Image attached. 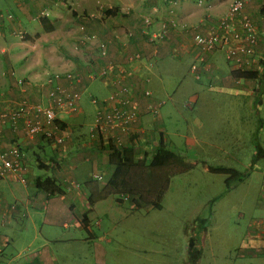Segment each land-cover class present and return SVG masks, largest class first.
<instances>
[{"label": "crops", "instance_id": "crops-1", "mask_svg": "<svg viewBox=\"0 0 264 264\" xmlns=\"http://www.w3.org/2000/svg\"><path fill=\"white\" fill-rule=\"evenodd\" d=\"M230 1L202 0L198 4L196 0H0L2 101L13 103L25 99L30 103L44 105L47 77L56 72H68L78 76L80 80L70 83L62 77L57 83L67 91H77L79 97L88 81L98 80L105 88L103 97L94 98L96 104L91 103L93 97L90 96V103L95 110L99 101L105 99L112 90V86L97 75L101 66L111 60L121 62L126 71H131L129 76L123 77V81L134 84L135 95L140 96L142 89L148 88L151 91V99L161 102L158 113L146 112L143 107L144 100L138 97V102L133 104L134 109L138 111L136 134L133 137L118 130L111 131L113 133L107 131L101 139L91 136L92 119L88 123V131H84L82 119L79 117L82 113L79 105L77 112L71 115L61 114L58 134L64 137V142L56 144L47 141L54 149L49 162L36 154V151L42 148L41 141L45 140L38 136L31 139L24 137V119H19L15 131L7 124L0 123V151L18 147L22 154L24 175H30L33 180V189L28 190L27 180L20 182L13 175L0 178V253L4 254L5 251L12 254L6 264H126V261L120 258V252L124 250L125 256L126 251H129L127 242L123 240V244H120L113 233L115 224H112V214L99 208V204L110 195L93 205L88 199L90 195L94 197L100 194L114 171V165L109 162V152L105 147L109 142L118 146L116 138H119L122 145L133 143L135 160L143 159L146 153V159H149L154 154L159 136H162L166 146V139L171 134L168 130L171 123L161 117L160 106L164 101L154 95L151 84L152 77L158 76L155 70H158L160 61L168 57H175L180 63L189 60L190 65H197L199 73L197 79L189 65L193 78L200 81L203 76L205 82L210 85L209 89L215 88L225 96L219 99L203 94L198 109L199 115L193 120L198 127H202L200 116H203L207 121L206 124L203 122V126L215 129L213 119L218 113L214 114L210 105L218 100H222L224 104H229V101L235 104L238 95L242 94L248 97L250 112L263 105L264 0H242V12L256 28L258 37L253 53L243 57L249 59L248 65L242 64L240 68L235 69L233 63L225 58L223 50L201 52L192 41L194 34L204 36L209 32L225 15ZM81 13L85 14L80 15ZM100 13L102 15L97 17ZM171 14L176 18L173 24L169 22ZM146 15L154 20L153 25L148 27L149 30H156L160 23L166 25V39L157 43L147 40L141 32L142 18ZM15 28L25 34L21 43L14 35ZM124 30H130L131 34H124ZM99 42L107 48L103 58L99 56ZM217 51L222 52L224 60L230 62V65L221 64ZM136 52H140L151 65L146 67L143 62H124L126 54ZM70 53L83 54L87 61L84 60L81 64L75 57L69 60L65 56ZM200 58L202 61H199ZM238 71L253 72V75L237 77L234 72ZM92 74L93 78L90 77ZM143 77L148 78V81L143 82ZM187 98L184 104L192 109L199 96L196 93ZM220 110L219 107L216 112ZM223 113L225 114L220 115H233L228 110ZM236 115L240 119V127L235 132L238 136L235 144L242 148L247 145L241 142L239 136L244 133L248 120L239 114ZM250 127L251 125L248 130ZM255 133L256 131L254 135ZM176 134H180L178 129ZM217 141L206 140L201 143L208 149L215 147L217 150H223ZM252 146L261 150L260 156H264L262 144H256L255 141ZM31 155L35 157L39 168L51 167L55 176L34 175L29 168L32 163ZM237 161L248 169L244 162L239 159ZM251 162L254 163V159H251ZM206 164L210 168L217 167L216 169L228 167L222 163ZM228 169L231 172L236 170L231 166ZM37 177L53 179L64 192L49 195L37 189ZM125 197L128 198L127 195ZM131 206L130 209L135 210L134 213L140 209L133 203ZM161 208L162 205L158 209ZM253 228H256V231L247 247L264 250V222L254 220ZM138 250L141 249L132 248L130 251L136 254Z\"/></svg>", "mask_w": 264, "mask_h": 264}, {"label": "rangeland", "instance_id": "rangeland-1", "mask_svg": "<svg viewBox=\"0 0 264 264\" xmlns=\"http://www.w3.org/2000/svg\"><path fill=\"white\" fill-rule=\"evenodd\" d=\"M96 9L98 11V7ZM14 35L20 43L25 39V34L18 28H15ZM217 56L223 66L230 65L224 60L221 51H217ZM65 57L69 60L75 57L81 64L87 61L83 54L70 53ZM189 65V60L180 63L175 57H168L158 64V70H155L158 76L152 77L151 84L154 95L164 101L160 106L161 117L171 123L168 128L171 134L166 139L167 149L193 163V168L169 176L168 187L161 199V209L142 205L134 213L135 210L130 209L129 199L121 194H111L99 204V208L112 214V224H115L113 233L120 244H123V240L127 242L129 251H126L125 256L124 250L120 252V258L126 264H264V250L247 247L256 231L253 221L264 222V156H260L261 150L252 146L256 141V144L264 147V101L263 105L250 112L245 95L239 94L235 104L230 101L224 104L218 100L210 105L212 112L218 113L213 119L215 129L203 126V122L207 123L203 116H200V128L193 120L199 115L203 94L219 99L225 96L215 88L209 89L210 85L203 76L200 81L195 80L189 72ZM105 93V88L98 80L88 81L82 90L78 105L82 110L79 117L84 131H88V123L95 112L90 96L100 98ZM196 93L199 98L191 109L184 101ZM219 107L221 110L216 112ZM227 110L233 115H220ZM236 114L248 120L244 133L239 136L241 142L247 145L242 148L235 144L238 138L235 132L240 127V119ZM177 129L180 134H176ZM216 139L223 150L215 147L208 149L201 143L206 140L214 142ZM41 147L36 154L49 162L54 149L47 140L41 141ZM31 158L29 168L34 175L55 176L51 167L39 168L35 157L31 155ZM151 158L152 155L146 159L147 162ZM237 159L244 162L248 169L240 165ZM251 159H254V163ZM206 162L231 166L239 177H235L228 167L210 168ZM24 178L28 181V190L33 189L31 176L26 174ZM119 198L123 201L117 202ZM191 238L193 243L190 245ZM132 248L141 250L132 254ZM3 253H0V264H6L12 257L10 252Z\"/></svg>", "mask_w": 264, "mask_h": 264}, {"label": "built area", "instance_id": "built-area-1", "mask_svg": "<svg viewBox=\"0 0 264 264\" xmlns=\"http://www.w3.org/2000/svg\"><path fill=\"white\" fill-rule=\"evenodd\" d=\"M201 2L202 0H196L198 4ZM175 19V15L171 14L170 24H173ZM153 23L152 17H143L142 34L152 43L166 39L168 37L166 25L160 23L156 30H149L148 27L152 26ZM130 32V30L123 31L126 35H130ZM192 41L201 52L215 49L223 50L225 58L233 63L235 69H238L242 64L248 65L250 63L249 59L243 57H248L253 53L258 37L256 28L242 12V0H231L225 15L210 28L209 32L204 36L198 33L194 34ZM97 45L99 56L105 57L107 48L101 42ZM199 61H202V58ZM124 62L128 64H134V62L141 64L143 62L146 67L151 65L149 60H146L140 52L126 54ZM122 65L121 62L116 63L108 60L97 72L102 80L112 86L107 97L99 101L93 115L90 132L91 136H96L98 139L103 138L107 131L118 130L132 137L136 134L135 124L138 120V111L134 109L133 104L138 102V97L144 100L143 107L146 112L158 113V106L161 104V102H154L151 99V91L148 88H143L140 96L135 95L134 84L123 81V77L129 76L131 71H126ZM190 69L198 78L197 65L191 64ZM62 77L70 83H77L80 80L78 76L68 72H56L47 77L44 105L30 103L25 99L9 103L1 100L3 94L0 93V123L7 124L11 130L15 131L19 119H24V137L31 139L39 136L40 139L50 140L56 144L63 143L64 137L58 134L59 123L62 119L60 115H71L77 112L79 93L74 90L67 91L60 86L57 80ZM90 77L93 78L94 75L92 74ZM141 80L147 82L148 78L143 77ZM91 103L96 104V100L92 98ZM116 141L118 146H122L119 138H116ZM9 175H13L20 182H25L22 154L18 147L0 151V178Z\"/></svg>", "mask_w": 264, "mask_h": 264}, {"label": "trees", "instance_id": "trees-1", "mask_svg": "<svg viewBox=\"0 0 264 264\" xmlns=\"http://www.w3.org/2000/svg\"><path fill=\"white\" fill-rule=\"evenodd\" d=\"M234 75L249 77L253 75V72L238 71L234 72ZM133 146V143L116 146L112 142L105 146L109 152V162L114 165V171L100 194L94 197L89 196L88 200L91 205L111 194H121L127 195L136 207L147 204L154 208H160L162 196L169 184V176L175 172H186L194 166L193 163L185 161L182 156L167 149L162 136H159L156 149L149 162L146 160V154L143 159L135 160ZM232 174L239 177L237 172L233 171ZM35 187L49 195L64 192L49 177H37ZM118 201L122 202L123 200L119 198ZM192 243L193 238H191L190 245ZM190 251L191 247H189L191 255Z\"/></svg>", "mask_w": 264, "mask_h": 264}]
</instances>
